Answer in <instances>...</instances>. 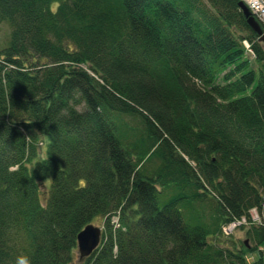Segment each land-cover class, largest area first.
Returning <instances> with one entry per match:
<instances>
[{"label": "trees", "instance_id": "obj_1", "mask_svg": "<svg viewBox=\"0 0 264 264\" xmlns=\"http://www.w3.org/2000/svg\"><path fill=\"white\" fill-rule=\"evenodd\" d=\"M238 2L0 0V264H69L95 217L82 264H264V44ZM242 217L252 245L224 242Z\"/></svg>", "mask_w": 264, "mask_h": 264}, {"label": "water", "instance_id": "obj_2", "mask_svg": "<svg viewBox=\"0 0 264 264\" xmlns=\"http://www.w3.org/2000/svg\"><path fill=\"white\" fill-rule=\"evenodd\" d=\"M239 10L245 18L249 28L258 36V41L264 44V33L259 22L251 15L247 6L243 1L238 2ZM101 236V229L91 223L85 225L76 236V250L78 259L83 260L89 256L99 244Z\"/></svg>", "mask_w": 264, "mask_h": 264}, {"label": "rangeland", "instance_id": "obj_3", "mask_svg": "<svg viewBox=\"0 0 264 264\" xmlns=\"http://www.w3.org/2000/svg\"><path fill=\"white\" fill-rule=\"evenodd\" d=\"M10 30L11 29H10V26L8 23L3 22L0 24V49L7 45V42L9 40ZM251 64L254 65L252 62H251ZM123 117L127 120L130 119L126 116H123ZM46 185H48V181H46ZM168 192L170 194V191H168ZM250 214L254 215L255 213L253 210H251ZM204 220L206 222L209 221L208 210H205ZM111 221L115 222L116 217H112ZM90 223L93 224L94 226H98L101 229V231L103 230V218L95 217L93 220H91ZM246 230H247V227L245 224L243 226H240L239 228H236L232 233L229 234V236L227 238H225L227 241H224V242L228 243L229 241H231V242L233 241L235 246L240 245V243H242V242L252 245L251 241L247 238ZM255 258H256L255 253L246 254V260L248 262L253 261ZM82 261L83 260L78 259V253H77V250H75L73 252V255H72V260L69 264H82Z\"/></svg>", "mask_w": 264, "mask_h": 264}, {"label": "built area", "instance_id": "obj_4", "mask_svg": "<svg viewBox=\"0 0 264 264\" xmlns=\"http://www.w3.org/2000/svg\"><path fill=\"white\" fill-rule=\"evenodd\" d=\"M244 2V4L248 7L250 10L251 14L256 18V20L261 24L263 27L264 31V0H241ZM242 45L245 48L247 54L252 55V51L250 49V45L247 42V40H242ZM254 211V215H251V220L254 222L259 221V217L257 213ZM246 224V220L244 217H242L239 220L232 221L222 227V231L224 234L228 235L230 234L233 230L238 228L240 225Z\"/></svg>", "mask_w": 264, "mask_h": 264}, {"label": "clouds", "instance_id": "obj_5", "mask_svg": "<svg viewBox=\"0 0 264 264\" xmlns=\"http://www.w3.org/2000/svg\"><path fill=\"white\" fill-rule=\"evenodd\" d=\"M18 264H20V262L18 261ZM24 264H28V261L27 260H25L24 261Z\"/></svg>", "mask_w": 264, "mask_h": 264}]
</instances>
